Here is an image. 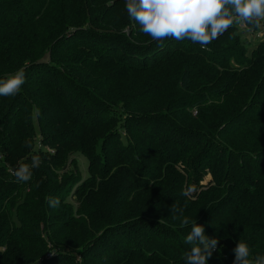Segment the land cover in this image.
<instances>
[{
	"label": "trees",
	"instance_id": "1",
	"mask_svg": "<svg viewBox=\"0 0 264 264\" xmlns=\"http://www.w3.org/2000/svg\"><path fill=\"white\" fill-rule=\"evenodd\" d=\"M19 69L20 92L0 96V264L48 251L42 264H67L58 241L86 223L98 230L69 264H185L191 225L173 204L218 239L208 264H234L240 239L264 255V39L251 55L239 26L206 48L157 42L125 0H0V79ZM151 70L183 97L161 105ZM34 118L55 154L35 148ZM71 154L87 159L86 179L51 169ZM33 155L40 167L18 182L9 168Z\"/></svg>",
	"mask_w": 264,
	"mask_h": 264
},
{
	"label": "clouds",
	"instance_id": "2",
	"mask_svg": "<svg viewBox=\"0 0 264 264\" xmlns=\"http://www.w3.org/2000/svg\"><path fill=\"white\" fill-rule=\"evenodd\" d=\"M125 7L129 19L134 20L139 25V31L150 36L153 41L187 39L198 43L201 48H206L230 27L251 25L260 28L264 22V0H125ZM25 79L23 69L0 79V96L17 95ZM41 162L40 155H33L31 164L20 163L13 175L18 182H28L32 178V170L39 168ZM190 191L182 194L187 196ZM59 203L58 197H49L51 207L56 208ZM177 211L183 217L181 226L191 225L184 241L191 246L184 253L185 264H208L217 249L218 239L206 236L203 225L198 224L196 219L190 220L183 216V209H177L173 204L171 213ZM233 251L234 264H264V255L253 257L249 245L242 239Z\"/></svg>",
	"mask_w": 264,
	"mask_h": 264
},
{
	"label": "rangeland",
	"instance_id": "3",
	"mask_svg": "<svg viewBox=\"0 0 264 264\" xmlns=\"http://www.w3.org/2000/svg\"><path fill=\"white\" fill-rule=\"evenodd\" d=\"M239 29H240V36L242 37L243 41L247 42L248 55H251L252 51L256 48L257 44L264 39V22H262L260 28L255 29L251 25H246V26H239ZM230 44H233V42H231ZM221 49H224V47H222ZM199 52H202V50H200ZM231 62H232V66H234L236 69H239V67L235 64L236 61L234 59L231 60ZM193 70L201 72V68L199 66L193 67ZM145 74H146V72L144 74H142L141 78H143L145 76ZM147 74H148L147 77L149 79L148 83H151V86L161 85L164 87L165 91L161 97V105L170 104V103L176 101L177 99L183 97L184 94H182L180 92V90L178 91V90L174 89L173 87L169 86L168 80L161 78L159 76L158 71L151 70ZM176 75H178V73L173 75V76L176 77ZM217 100H219V99H216V101ZM152 105L153 106H160V103L157 101H153ZM194 115H196V112L194 113ZM34 121L35 122H33V123H36V126L38 127L37 136H35L33 139V141L35 143V148L37 150L44 149V151H46L50 154H55V150H53L49 146H45L42 144V142H41V140H42L41 129L37 124L36 118H34ZM71 155H72V157L68 163H66V164L63 163L60 165H57V163L51 164V165H53V167H51V169L63 168V171H67V172L71 171L72 174H76L78 172L79 174L82 175V177L84 179H86L88 177V161H87V159L80 154H71ZM2 160L3 159L0 156V161H2ZM77 163H78V167H77ZM9 169H10L9 170L10 173L13 175V171H14L13 167H10ZM61 172H62V169H60V171L58 173H61ZM211 180H212V176L210 174L208 175V173H207V174H205V176L203 178L202 184L207 185V184H209V182ZM30 181H28L27 183H29ZM78 185H75L71 189V192L67 198V204L68 205L77 206L78 200L75 198V193H76V188ZM74 210H75V213H77V211H76L77 208H75ZM77 218H78V216H77ZM91 224H92L91 227H89L90 224H87V223L84 225L83 235H81L80 226H76V233L78 234V238H73L71 243L66 244L64 242L58 241L59 245H61L60 247H62L61 249H64V252H66V254L68 255V256L64 257L65 262L67 264H69L72 261V259H74L75 262L81 263V253L83 252L82 250L85 249L86 246L91 241L90 234H93L94 232H96L98 230V227L94 223H91ZM42 227H44V226L42 225ZM70 228L71 227L68 226V227H65L64 230H67ZM86 229L88 231H86ZM42 234H43L42 238L45 241H47L46 240L47 237H45L44 233H42ZM47 243L49 245V248H52L51 243L48 241H47ZM0 251L2 253H5L7 251V249L2 248ZM50 258H52V252L51 253L49 251L46 253L36 252V257L34 259H32V257H30L31 260H30L29 264H42V262H44L45 259H50Z\"/></svg>",
	"mask_w": 264,
	"mask_h": 264
}]
</instances>
